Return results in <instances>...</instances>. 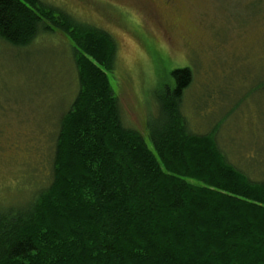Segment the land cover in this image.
<instances>
[{
	"label": "trees",
	"instance_id": "trees-1",
	"mask_svg": "<svg viewBox=\"0 0 264 264\" xmlns=\"http://www.w3.org/2000/svg\"><path fill=\"white\" fill-rule=\"evenodd\" d=\"M56 31L73 43L79 89L52 134L45 182L0 206V264H264V170L232 165L216 131L192 133L190 69L156 95L153 152L122 123L107 32L41 0H0V42L27 48Z\"/></svg>",
	"mask_w": 264,
	"mask_h": 264
},
{
	"label": "rangeland",
	"instance_id": "rangeland-1",
	"mask_svg": "<svg viewBox=\"0 0 264 264\" xmlns=\"http://www.w3.org/2000/svg\"><path fill=\"white\" fill-rule=\"evenodd\" d=\"M41 1L113 38L108 76L122 123L152 151L156 95L173 86V70L190 69L183 110L192 133L216 131L232 165L252 177L264 170V0H186L178 10L157 0ZM72 48L59 31L27 48L0 42V206L25 203L34 180L45 182L52 134L79 89Z\"/></svg>",
	"mask_w": 264,
	"mask_h": 264
},
{
	"label": "flooded vegetation",
	"instance_id": "flooded-vegetation-1",
	"mask_svg": "<svg viewBox=\"0 0 264 264\" xmlns=\"http://www.w3.org/2000/svg\"><path fill=\"white\" fill-rule=\"evenodd\" d=\"M136 1V0H135ZM184 2H186V0H157L158 4L162 7H167V8H171V9H175L178 10V8L180 7V5ZM110 9H114L113 11L117 10L115 7L110 6ZM141 8V7H138Z\"/></svg>",
	"mask_w": 264,
	"mask_h": 264
}]
</instances>
